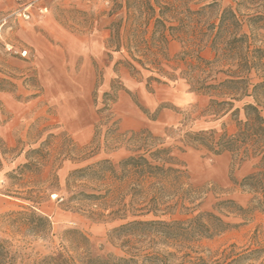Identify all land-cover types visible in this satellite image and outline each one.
Segmentation results:
<instances>
[{
    "label": "rangeland",
    "instance_id": "obj_1",
    "mask_svg": "<svg viewBox=\"0 0 264 264\" xmlns=\"http://www.w3.org/2000/svg\"><path fill=\"white\" fill-rule=\"evenodd\" d=\"M31 1L0 0V215L29 209L46 215L52 241L32 243L43 251L55 246L58 233L69 228L84 233L94 253L118 256L122 252L108 233L121 224L186 219L212 211L236 226L192 241L187 251L199 258L197 264H264V211L242 217L224 216L223 210L215 209L218 202L228 199L247 206L252 195L239 183L257 170L260 157L240 159V154L229 152L214 155L186 137L188 132L207 129L232 134L236 122L230 114H206L209 100L222 97L191 88L181 74L184 64L177 66L172 61L182 50L180 40L168 36L165 49L158 52L154 20L159 8L149 17L145 7L147 2L153 5V0H36L35 5L46 6L47 12L41 15L32 8L26 20L16 11ZM160 1L167 4L166 24L184 21L188 28L178 37L202 41L205 47L199 54L209 61L215 56L207 40L209 25L216 26L223 11L231 9L247 35L254 59L248 91L263 81L264 0ZM153 57L169 73L176 67L175 79L161 78L147 63ZM201 67L205 70L197 74L208 77V82L228 78L224 72L228 65L223 62L213 69ZM255 95L259 104L264 103V89ZM252 101L245 96L234 107ZM238 118H244L242 110ZM113 127L121 139L143 131L159 139L160 146L172 149V155L185 166L197 197L191 212L135 216L138 212L128 207L121 216L102 219L96 215L128 204L130 195L120 203L115 199L124 185L109 176L95 181L69 175L101 160L117 163L129 154L123 140L115 144ZM106 189L111 192L108 209L83 194H103ZM12 230L0 219L1 233Z\"/></svg>",
    "mask_w": 264,
    "mask_h": 264
},
{
    "label": "trees",
    "instance_id": "obj_2",
    "mask_svg": "<svg viewBox=\"0 0 264 264\" xmlns=\"http://www.w3.org/2000/svg\"><path fill=\"white\" fill-rule=\"evenodd\" d=\"M210 4H207L209 6ZM149 17L155 15V7L159 8L155 18L154 31H159L157 41L163 52L168 36L180 40L182 50L174 55L173 62L184 64L185 70L181 74L187 77L191 88L195 91L222 97L210 99L206 114L220 117L226 114L233 116L236 131L228 134L224 129L217 132L214 129L188 132L186 137L193 145L202 147L214 155L229 152L240 154V159L259 156L257 170L245 177L239 186L247 190L252 196L247 206L243 207L228 199L220 201L215 209L223 210L227 214L242 217L251 216L256 211H264V103H260L255 95L258 89H264V79L253 85L249 92V74L254 68V59L250 50L246 33L240 30L241 24L231 9H225L216 26H209V46L214 51L213 60L203 58L199 52L205 47L202 41L198 43L188 38L178 37L188 27L181 19L178 25H167L164 11L167 4L160 0H153L145 4ZM256 17L261 18V15ZM157 52V53H158ZM163 57L169 60L167 54ZM148 60V57H143ZM140 64H146L141 59H134ZM227 64L224 71L228 78L223 80L200 78L197 70L202 73L205 69H213L219 63ZM157 70L161 78L175 79L172 73L158 66L155 57L147 62ZM152 71V70H151ZM153 72V71H152ZM152 79L160 81L159 77ZM248 96L252 102L245 103L241 108L234 107V102ZM260 107V108H259ZM243 111V119L238 118L239 111ZM112 133L115 144L123 140L128 155L117 163L101 160L93 165L76 169L69 176L75 179L90 178L104 181L105 177L124 185L123 192L115 199L121 202L125 195H130L128 204L121 203L119 209L111 210L107 214L97 212L100 218L121 216L120 213L131 210L138 212L133 215L152 213L158 217L161 214L173 215L175 212H191L196 206L197 197L189 182L185 166L172 155L170 147L160 146L159 139L143 131L131 132L121 139L117 128ZM115 146V149L118 147ZM100 188V187H98ZM110 191L103 194H86L88 199L99 201L104 209L110 207L108 198ZM0 219L13 227L9 233L0 232V264H197L199 258L190 255L189 244L199 238L213 237L236 225L224 221L222 217L212 211H201L186 219H149L131 220L121 224L108 233L113 241H117L121 255H98L93 252L88 237L77 229H63L57 235L55 246L45 247L46 251L32 245L33 241L42 240L51 243L52 225L50 219L33 209L27 211H12L0 215Z\"/></svg>",
    "mask_w": 264,
    "mask_h": 264
},
{
    "label": "built area",
    "instance_id": "obj_3",
    "mask_svg": "<svg viewBox=\"0 0 264 264\" xmlns=\"http://www.w3.org/2000/svg\"><path fill=\"white\" fill-rule=\"evenodd\" d=\"M35 1L33 0L31 2L25 3L22 6L19 7V9H17L16 13H18V15H21L24 19H30V17L32 16V13L30 11V9H35L39 14H45L47 12V7L46 6H37L35 5ZM21 54L23 56L26 55V51L23 50L21 51Z\"/></svg>",
    "mask_w": 264,
    "mask_h": 264
}]
</instances>
